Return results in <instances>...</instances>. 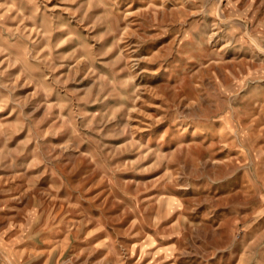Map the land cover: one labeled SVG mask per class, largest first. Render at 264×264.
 Segmentation results:
<instances>
[{
	"label": "rangeland",
	"instance_id": "rangeland-1",
	"mask_svg": "<svg viewBox=\"0 0 264 264\" xmlns=\"http://www.w3.org/2000/svg\"><path fill=\"white\" fill-rule=\"evenodd\" d=\"M0 264H264V0H0Z\"/></svg>",
	"mask_w": 264,
	"mask_h": 264
}]
</instances>
